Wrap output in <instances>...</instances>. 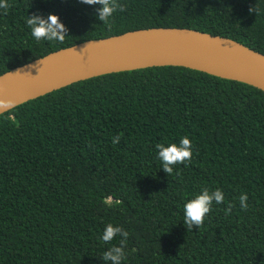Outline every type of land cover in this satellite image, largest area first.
I'll use <instances>...</instances> for the list:
<instances>
[{
  "label": "trees",
  "instance_id": "trees-1",
  "mask_svg": "<svg viewBox=\"0 0 264 264\" xmlns=\"http://www.w3.org/2000/svg\"><path fill=\"white\" fill-rule=\"evenodd\" d=\"M119 3L124 10L105 25L100 5L9 0L0 11V75L86 40L150 27L225 36L264 54V11H252L264 10V0ZM50 13L67 36L37 43L25 18ZM182 136L193 155L169 175L155 145ZM206 186L221 188L225 203L188 231L183 204ZM109 222L130 233L125 264H264V91L154 66L78 81L0 114V264H113L102 259L111 244L99 239Z\"/></svg>",
  "mask_w": 264,
  "mask_h": 264
},
{
  "label": "water",
  "instance_id": "water-1",
  "mask_svg": "<svg viewBox=\"0 0 264 264\" xmlns=\"http://www.w3.org/2000/svg\"><path fill=\"white\" fill-rule=\"evenodd\" d=\"M154 66H183L264 91V54L225 36L150 27L86 40L0 75V114L72 83Z\"/></svg>",
  "mask_w": 264,
  "mask_h": 264
},
{
  "label": "clouds",
  "instance_id": "clouds-1",
  "mask_svg": "<svg viewBox=\"0 0 264 264\" xmlns=\"http://www.w3.org/2000/svg\"><path fill=\"white\" fill-rule=\"evenodd\" d=\"M79 3L86 5H100L97 9V19L105 25H109L117 11H123L124 7L119 0H78ZM10 8L9 0H0V11L7 13ZM256 13L264 11L260 8L252 9ZM25 23L30 30V36L37 43L63 42L67 36L68 29L61 21L58 15L49 14L47 18L33 14L25 18ZM121 137L119 135L112 137V144L118 145ZM156 159L160 162L161 168L167 174H172L174 167L179 164H185L190 161L193 155L192 142L188 136L180 137L178 142H161L155 145ZM248 194L242 192L239 196V205L241 210H247ZM226 197L224 191L217 187L210 189L203 187L198 192L186 198L183 204V223L186 228L192 230L193 226L200 228L207 216L213 210V204L225 203ZM107 203V201H105ZM233 204L228 202L224 208L225 215H230ZM130 233L119 224L107 223L99 239L105 244H111L108 251L103 253L102 259L111 260L113 264H125L128 259L126 244ZM119 238V243H112Z\"/></svg>",
  "mask_w": 264,
  "mask_h": 264
}]
</instances>
